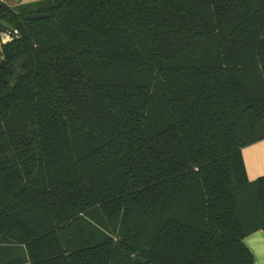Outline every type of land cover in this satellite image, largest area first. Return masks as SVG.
Listing matches in <instances>:
<instances>
[{
  "label": "trees",
  "instance_id": "1",
  "mask_svg": "<svg viewBox=\"0 0 264 264\" xmlns=\"http://www.w3.org/2000/svg\"><path fill=\"white\" fill-rule=\"evenodd\" d=\"M2 31L0 264H254L264 0H0Z\"/></svg>",
  "mask_w": 264,
  "mask_h": 264
},
{
  "label": "crops",
  "instance_id": "2",
  "mask_svg": "<svg viewBox=\"0 0 264 264\" xmlns=\"http://www.w3.org/2000/svg\"><path fill=\"white\" fill-rule=\"evenodd\" d=\"M11 6L33 3L38 0H5ZM243 157L250 180L264 175V139L247 146L243 150ZM247 247L254 257V264H264V231L258 230L245 238Z\"/></svg>",
  "mask_w": 264,
  "mask_h": 264
},
{
  "label": "built area",
  "instance_id": "3",
  "mask_svg": "<svg viewBox=\"0 0 264 264\" xmlns=\"http://www.w3.org/2000/svg\"><path fill=\"white\" fill-rule=\"evenodd\" d=\"M2 1H5V0H2ZM12 39H13V34L10 31H2V32H0V42L1 43H8Z\"/></svg>",
  "mask_w": 264,
  "mask_h": 264
},
{
  "label": "water",
  "instance_id": "4",
  "mask_svg": "<svg viewBox=\"0 0 264 264\" xmlns=\"http://www.w3.org/2000/svg\"><path fill=\"white\" fill-rule=\"evenodd\" d=\"M42 17V15H37V14H29V15H27V16H25V19L26 20H35V19H39V18H41Z\"/></svg>",
  "mask_w": 264,
  "mask_h": 264
},
{
  "label": "rangeland",
  "instance_id": "5",
  "mask_svg": "<svg viewBox=\"0 0 264 264\" xmlns=\"http://www.w3.org/2000/svg\"><path fill=\"white\" fill-rule=\"evenodd\" d=\"M0 57H1V44H0Z\"/></svg>",
  "mask_w": 264,
  "mask_h": 264
}]
</instances>
